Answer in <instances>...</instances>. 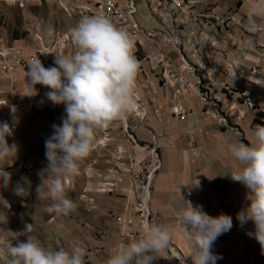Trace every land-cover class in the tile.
Here are the masks:
<instances>
[{
	"label": "crops",
	"instance_id": "1",
	"mask_svg": "<svg viewBox=\"0 0 264 264\" xmlns=\"http://www.w3.org/2000/svg\"><path fill=\"white\" fill-rule=\"evenodd\" d=\"M116 1L124 8L127 6L126 0ZM2 2L4 1H0V17L2 13H8L9 23L13 29L9 35L13 37V40H19L17 44L23 47H27L30 44L28 41L38 30H31L32 35L26 32L28 34L26 36H23L22 30L25 31L27 29H33L34 27H40L43 35L47 37L50 32L47 30L50 27H53L56 31L66 32L76 26L81 20V17L78 15H64V12L57 3L42 2L30 4L26 10V13H29L30 16L28 18H22V11L18 7L8 8ZM66 2L71 1L66 0ZM74 2L78 7L76 8L77 11L80 12V6H83V4L94 9L93 2H96V0H74ZM73 4L67 3L70 7H75ZM136 48H133L134 54L137 53ZM66 55L71 54L66 52ZM24 58L28 59L27 49L24 51ZM141 65H144L143 60L139 61V71ZM144 70L146 71V69ZM140 75L141 72L137 71L136 85L143 86V83H146L153 88L150 89L151 92H147L148 94L152 93L148 97L149 99L145 100L144 93H142L143 101L141 102L140 99L138 103L136 115L143 118V124L138 127L140 131L137 133V136L140 141L152 145L150 153L152 148H154L152 143L153 135L157 136L159 147L158 145L155 146L154 150L157 149V154H160L161 167L150 185L152 192L151 205L157 213L160 225L166 226L169 229L172 236V244L180 247L187 256L192 250V241L188 239L183 227L178 223V214L187 206V201H190L192 204L197 201L199 206L209 207L215 199H218L222 201L223 205L213 216L227 214L232 216L233 219L231 230L220 235L214 242L213 251L221 257L218 260L219 264H264V250H262L260 243L254 236L247 234L255 231L253 221L248 220L246 224L241 225L236 219V214L250 204V191L240 182L232 180L230 175V173L238 171L240 165L231 155L229 146L237 141L248 144L256 143V139L254 140L252 136L254 122L257 118L256 113L252 110L246 112L245 119L248 120L249 129L237 128V130L233 131L228 128L229 126L223 128L217 119L202 117L201 113L208 108L200 105L201 98L198 94L197 96L196 94H189L188 104L192 108L193 113L187 122L184 119L174 116L172 112V99L162 97L161 94L156 95L157 91H159L158 88L161 87V82H157V80L151 78L146 79L147 81L143 79L138 80L137 76ZM166 81L167 84L173 85L175 80L170 81V79H166ZM25 90H29V87L25 82V75L22 70H18L13 76L5 79H2L0 74V112L5 114L2 117L0 116V121H7L8 119L11 103L10 96L13 93L17 97L19 96L22 101L21 107L23 108L22 112L20 110L22 115L20 114L18 118L19 123L25 124L26 122L29 124L33 118L30 105L37 104L42 110L43 116L48 119L47 121H43L40 128L37 129V132H40V137L42 138L41 143L51 135L53 131L52 125L54 123L59 124V119L65 115L64 105H54L47 99L45 93L49 89L36 88L37 94L32 96L24 95L25 92H28ZM31 92L32 90H29L27 94H31ZM228 101L231 102V100ZM177 102L178 100L175 101V103ZM130 113L128 111L122 119L111 122L107 128L97 130L90 155L79 165L77 174L66 178L73 179L75 181L74 185L81 178L86 181V188H84L79 199L85 210L90 212L87 218L83 216L78 220V224L73 227L71 235L66 234L67 232L65 231L62 232L59 229V224L63 225L66 222H73L70 216L76 212H69L65 215L57 214L54 211H47L46 214L50 215L47 223L54 225V227H47L45 221L42 222L41 219L36 220L30 218L28 210L25 215H20L16 206L20 205V202H22L20 199L22 197L16 196L8 189L0 188V195L10 205L9 207L0 205V264H10V256L7 251V245L10 241L14 246L17 240L26 242L27 236L23 234L26 224H33L31 235L33 237L35 236L34 239L42 247L50 250L44 245L46 242L42 243L40 238L41 231L44 233L47 230L46 228H49L52 232L57 233L55 235V241L61 245L60 250L71 252L73 249H76L81 251L82 257L85 258L86 262L106 264V260L111 255L109 250L117 246L121 233L116 219L117 217H121L122 214H134L132 205L135 201V194L133 191L120 192L118 188L110 195L112 205L107 211V215L101 211L95 213L94 209H100L98 202L102 196L97 193L107 192L100 190L102 184L97 178L98 174H92L90 169H87L84 173V168L90 162H95V159L103 153L109 158L108 155L113 152L114 147L125 155L133 148L131 144L129 145L127 139L117 144L116 142L114 143L113 138L114 127L119 129L121 135L124 131H127L126 120ZM121 120H124V123ZM238 123L239 127L241 121ZM19 127L21 128V126ZM19 127L17 131L13 130L12 133L16 141L11 136L6 137L7 143L12 148L9 156L4 160H0V166L2 168L11 166L17 162V157L22 150L17 145L18 141L22 142L25 149L27 148L30 151L28 145L32 144V141L21 135L22 129H19ZM22 139H25L26 142L22 141ZM190 142H194L193 146L199 149L197 154L189 151ZM43 149L45 150L44 146ZM44 153L45 151L42 153L41 157H44V159L40 160L42 163L39 164L41 166L38 169V176H40L37 179L38 185L47 178V174L43 173L48 163ZM134 153L133 160L138 161L140 164L144 162L147 153L138 150H134ZM104 161L107 162L108 160L104 158ZM87 172H90L91 175H87ZM127 176V174H123L125 182L128 180ZM48 183L49 181L45 180L42 187L46 188ZM123 186L127 187L126 184ZM75 188L72 184L71 188L67 189L66 195L69 198H73L71 192H74ZM188 193H192V196H188ZM104 196L106 197L108 194ZM95 216L105 218V220H107L106 216H108L112 222L109 223L107 221V223H104V230L98 232V226L93 222ZM132 218L136 224L137 219L135 214ZM125 232L130 234L132 230L125 226ZM88 246L91 249L88 250ZM162 255L165 254L162 253ZM96 258H101L103 261H98ZM155 264H168V262L166 258L161 257L155 261Z\"/></svg>",
	"mask_w": 264,
	"mask_h": 264
},
{
	"label": "rangeland",
	"instance_id": "2",
	"mask_svg": "<svg viewBox=\"0 0 264 264\" xmlns=\"http://www.w3.org/2000/svg\"><path fill=\"white\" fill-rule=\"evenodd\" d=\"M0 1H4L2 3L8 8L18 7L19 10L22 11V18H28V16H30L29 13H26V10L30 4L35 3H57L64 12V15L67 14V10H70L72 16L78 15L80 17H83L81 12L90 8V6L83 4V6H80V12H78L76 9L78 7L74 0H70L71 2H66V0ZM127 1L134 2L137 7L138 15H136V20L142 30L138 38L131 36L134 41V47H137L135 56L138 61L143 60L144 64L143 66L141 65L140 71L138 70V72H141V75L137 76V79L147 81L146 79L151 78L157 80V82H161V87L158 88L159 91H157L156 95L161 94L162 97L171 99L174 97L179 87L177 84H167L166 79L174 81L177 78H187L189 82L188 95L196 94L197 96L198 94L199 97L203 96L206 98L205 105L199 100L201 103L200 105H204V107L210 109L211 112H213L210 113L212 118H214V120L217 119L218 123L222 124L221 126L223 128L229 126L228 128L233 131L237 130V128L249 129L248 120L245 119L246 112L252 110L256 113L257 117L261 112H264V86L254 82L257 79L264 80V12H260L255 16L249 15L251 5L259 2V0H126V2ZM67 3H74L73 5L75 7H70ZM93 3L94 6L99 4L98 0ZM0 21V40L13 38L9 35L13 29L9 23L8 13H2ZM253 24H255V27L252 26ZM31 30H41V28L34 27L33 29L22 30L21 32L23 36H26L32 34L30 32ZM47 31L62 32L54 30L53 27H50ZM26 32H28V34H26ZM50 32L48 34H50ZM1 46H3V43L0 41V47ZM2 61L3 59L0 56V74L1 78L5 79L8 75L3 69ZM144 69H146V71ZM21 70L23 71L22 68ZM25 82L29 90H32L31 85L27 82L26 76ZM150 86L151 85H147L146 83H143V86H138V84L135 86L134 105L129 110L131 115L129 114L126 120L127 131H124L121 135L118 128L114 127L113 129L114 143L116 142L119 144L127 139L129 145L131 144L133 148L125 155L114 147L111 154H109L110 152L107 153L109 154V158L103 153L100 157L95 159V162L91 160L92 162L84 168V173L87 169H90L92 174H98L97 178L102 184L100 190L107 192L97 193L102 196L98 202L100 209H94L95 213L101 211L107 215V211L112 205L110 195L118 188L120 192L133 191L136 198V193L140 190L144 182V176L146 172L150 170L149 166L155 162V160H153L155 153H150L152 145L140 141L137 136V133L140 131L138 127L143 124V118L136 115L138 103L140 99L141 102L143 101L142 93H144L145 100L149 99L148 97L152 93L148 94L147 92H151L150 89L153 88ZM35 88L43 89L46 87L37 84ZM29 90L25 91L29 92ZM28 92H25L24 95H27ZM13 95L14 93L10 96L11 101L13 98L19 97ZM228 100H231V102ZM30 106L32 108L33 118L30 120L29 124L26 122L25 124L19 123L18 118L23 107H21V112L15 117V123L18 127L21 126V128L19 127V129H22L21 135L31 140L32 144L28 145L30 148L29 151L27 148L25 149L23 143L18 141L16 137L17 141L20 143L17 142V145L19 149L22 150L17 157V162L11 166L4 167L5 171L11 173V183L7 189L12 191V187H14L15 183L20 180L22 176H26L31 181L30 189L32 193L20 199L22 202H20V205L16 206L18 212L20 215H25L28 210L30 218L36 220L41 219L42 222L45 221L47 227H54L52 223H47L50 215L46 214L48 206L52 204L53 201L46 197H41L39 199L36 192L38 185L37 179L40 177L38 176V169L41 166L38 162L44 159V157L41 156L45 151L43 149L44 142L40 143L42 138L40 137V132H37V129L40 128L43 121H47L48 119L43 116L42 110L37 104ZM2 115L5 114L0 112L1 117ZM202 117L207 116L202 115ZM189 118L190 116L186 119L187 122ZM260 119L264 120V117L261 116ZM7 121L10 124L13 122V118L9 116V113ZM239 121H241V123L238 127ZM59 122L61 123V119H59ZM121 122L124 123V120H121ZM252 134L255 140L254 131ZM11 138L15 140L13 134ZM22 141L26 142L25 139H22ZM108 143L110 142L108 141ZM153 146H155L154 143ZM134 150L147 153L144 162L141 164L133 160L135 156ZM189 151L193 154H197L199 149L193 147L191 150L189 148ZM157 155L160 162H156L151 183L161 167L160 154L158 153ZM104 158L108 161L105 162ZM30 160H35L34 169L30 174L24 173L23 167L18 169L20 163L23 162L24 164L26 161ZM0 168L2 167L0 166ZM15 170L18 171L15 172ZM91 173L87 172V175H91ZM123 174L128 175L127 182H125ZM71 180L73 186L76 188L74 192H71L73 198L70 199L77 205L75 210L71 212L76 213L70 216L73 222H66L63 225L59 224V229L70 235L72 234L73 227L78 224V220L83 216L87 218L88 213H90L85 210L79 199L84 188H86V181L81 178V180L74 185L75 181L73 179ZM124 184H126L127 187H124ZM42 189L46 188L42 187ZM107 194L108 196L105 197L104 195ZM97 197L99 196L97 195ZM126 199H128V197H126ZM94 205L96 206L95 202ZM106 219L107 220L98 216L94 217L93 222L98 226V232L104 230V223H107V221L109 223L112 222L108 216H106ZM46 229L44 233H42V231L40 233L41 242H46L44 245L50 250H60L61 245L55 241V235H57V233L52 232L49 228ZM87 249L89 250L91 248L88 246ZM83 259L84 264H90L85 261V258ZM96 259L98 261H103L101 258ZM217 264H219L218 261Z\"/></svg>",
	"mask_w": 264,
	"mask_h": 264
},
{
	"label": "clouds",
	"instance_id": "3",
	"mask_svg": "<svg viewBox=\"0 0 264 264\" xmlns=\"http://www.w3.org/2000/svg\"><path fill=\"white\" fill-rule=\"evenodd\" d=\"M260 12H264V0L253 3L249 15L255 16ZM252 26L255 27V24ZM69 39L75 46L74 53L56 54L54 63L48 67L37 56L25 71L27 82L32 87L31 94L27 95H36L35 85L40 84L49 89L45 93L49 101L54 105H64L65 115L61 123L52 125L53 131L44 141V155L48 163L43 173L47 174V178L37 186L36 192L39 199L46 197L53 201L47 211L65 215L77 207L66 195L67 188L70 189L73 184L71 179L66 178L77 174L79 165L90 155L97 130L122 119L133 107L139 68L131 36L105 16L81 18L69 30ZM9 54L8 48L0 49V56L7 57ZM254 82L264 86V80ZM15 111L12 106L11 112ZM15 120L13 117L11 124L0 121V160L10 154L12 147L6 137L12 135ZM254 135V144L237 141L229 146L231 155L240 165L239 170L230 175L232 180L240 182L250 191L251 202L236 214V219L241 225L248 220L253 221L255 231L247 234L254 236L264 250V124L254 129ZM45 180L49 183L46 189H42ZM66 180L71 182L69 187ZM10 183L11 173L4 167L0 168V188L7 189ZM30 188L31 181L22 176L12 187V192L25 197L30 194ZM0 205L10 206L2 195ZM178 223L192 241V250L188 255L192 264H217L221 257L213 251L214 242L231 230L232 216H210L202 206H193L187 201V206L178 214ZM32 231L33 224H26L23 230L26 242L17 240L15 246L11 241L8 243L10 264H84L79 250H48L34 239ZM171 247L169 229L149 223L145 225L142 236L132 242H123L109 256L106 264H155L158 258L170 257L162 253ZM181 264H184L182 258Z\"/></svg>",
	"mask_w": 264,
	"mask_h": 264
},
{
	"label": "built area",
	"instance_id": "4",
	"mask_svg": "<svg viewBox=\"0 0 264 264\" xmlns=\"http://www.w3.org/2000/svg\"><path fill=\"white\" fill-rule=\"evenodd\" d=\"M98 2L99 4L95 6L94 9L88 8L85 11L81 12L82 16H105L109 18L117 28L126 30L130 36L138 38L141 35L142 30L138 24V21L136 20V15L138 12L134 2L127 1V6L125 8L122 7L116 0H98ZM67 14L71 15L72 13L70 10H67ZM0 41L3 43V46H1L0 49L8 48L10 50V54L7 57L1 56L3 59V69L7 73L8 77L13 76L18 70H21V68L23 69L25 74V71L28 70V64L31 63V61L37 56L41 60L42 64L45 67H48L49 65H52L54 63L56 54L66 55L67 51L72 54L76 50L75 46L69 39V30L66 32L51 31L49 36L47 37L43 35L41 30H38L29 40L30 44L27 47L18 45L17 43L19 42V40H13L12 38L1 39ZM26 49L28 51V59L24 58V51ZM175 84H177L179 88L177 89L174 98H172V112L175 117L186 120L193 113L192 108L188 104L189 82L187 78H177L174 81L173 85ZM200 98L201 103L205 105L206 98H204L203 96H201ZM176 100H178L177 103H175ZM12 106H14L16 109L15 113L11 112ZM20 109L21 100L19 98H13L10 103L9 109L10 117H16L19 114ZM210 113L213 112L207 109L201 114L212 118ZM13 129L14 131H17L18 126L16 123L14 124ZM153 142L154 145L157 146L158 141L156 135H153ZM189 144V148L191 150L194 147V142H190ZM152 152H154V149L152 150ZM158 159V155L155 153V162L149 166L150 170L146 172L143 180L144 182L142 183V186L138 191V195L132 205L133 213L135 214L137 219L136 224L134 223L132 218L134 214H122L121 217H117L116 219L118 225L120 226L121 233L117 246L109 250L111 255L121 247V244L123 242H132L133 240L142 236L146 224L154 223L160 225L157 213L153 210L151 205L152 192L150 190V182L152 179L153 170L156 166V162L159 161ZM21 167L24 168V173L30 174L34 169V160L26 161L24 164L23 162L20 163L18 165V169H20ZM16 171L17 170H15V172ZM65 182L68 187L71 185L70 180H66ZM30 193H32L31 189ZM188 196H192V193H188ZM222 205L223 203L221 200L215 199L211 206L202 208L210 216H213ZM193 206H199L198 202L195 201ZM125 226L132 230V233L127 234L125 232ZM164 254L166 256H170L166 258L168 264H181V258L184 260V264H192L191 258L187 256L176 244H172V247Z\"/></svg>",
	"mask_w": 264,
	"mask_h": 264
},
{
	"label": "trees",
	"instance_id": "5",
	"mask_svg": "<svg viewBox=\"0 0 264 264\" xmlns=\"http://www.w3.org/2000/svg\"><path fill=\"white\" fill-rule=\"evenodd\" d=\"M261 116L264 117V113H263V112H261V113L259 114V116L256 118V120H255V122H254V126H255V128H256L258 125H260V124H264V120L260 119Z\"/></svg>",
	"mask_w": 264,
	"mask_h": 264
}]
</instances>
